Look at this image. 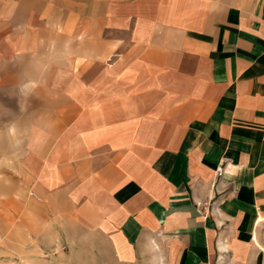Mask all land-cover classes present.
Here are the masks:
<instances>
[{
	"label": "crops",
	"instance_id": "1",
	"mask_svg": "<svg viewBox=\"0 0 264 264\" xmlns=\"http://www.w3.org/2000/svg\"><path fill=\"white\" fill-rule=\"evenodd\" d=\"M260 216L264 0H0V249L264 264Z\"/></svg>",
	"mask_w": 264,
	"mask_h": 264
},
{
	"label": "rangeland",
	"instance_id": "2",
	"mask_svg": "<svg viewBox=\"0 0 264 264\" xmlns=\"http://www.w3.org/2000/svg\"><path fill=\"white\" fill-rule=\"evenodd\" d=\"M264 222V217H258L256 220V225H260ZM262 226H264V224H262ZM254 240H256L255 235H254ZM261 240L264 242V227L261 233ZM259 239V241H261ZM1 246H3V244L1 243ZM53 251H50L49 255H53ZM40 259V258H38ZM0 264H32L29 260H26V258L23 256H14V253L12 251H9L7 248H2L0 249Z\"/></svg>",
	"mask_w": 264,
	"mask_h": 264
},
{
	"label": "built area",
	"instance_id": "3",
	"mask_svg": "<svg viewBox=\"0 0 264 264\" xmlns=\"http://www.w3.org/2000/svg\"><path fill=\"white\" fill-rule=\"evenodd\" d=\"M198 206H200V204H198Z\"/></svg>",
	"mask_w": 264,
	"mask_h": 264
}]
</instances>
